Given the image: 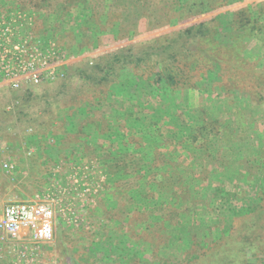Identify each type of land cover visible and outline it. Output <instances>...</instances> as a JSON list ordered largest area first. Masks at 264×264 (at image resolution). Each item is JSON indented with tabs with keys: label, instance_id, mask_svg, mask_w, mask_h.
Returning <instances> with one entry per match:
<instances>
[{
	"label": "trees",
	"instance_id": "16d2710c",
	"mask_svg": "<svg viewBox=\"0 0 264 264\" xmlns=\"http://www.w3.org/2000/svg\"><path fill=\"white\" fill-rule=\"evenodd\" d=\"M37 1L51 8L48 17L65 25L63 31L69 29L82 52L95 41L96 30L103 33L109 29L118 36L117 40H126L140 28L142 33H151L189 18L200 23L190 24L181 36L188 40L202 38L204 26L217 21L216 17L204 19L234 2ZM79 9L90 12V16L80 15ZM98 12L106 19L110 16L112 23L98 19ZM259 17H254L250 7H241L231 14L228 24V30L241 35L218 44L203 38L198 48L177 55L172 51V39L166 38L160 49L172 56L169 61L164 58L158 62L151 71L138 65L129 69L128 63L119 57L104 67L97 65L93 69L97 77L93 86L98 89L73 105L70 113L56 119L62 124L64 142L82 140L87 144L92 139L98 144L96 150L104 161L101 166L110 171L108 196L112 197L103 204V212L107 215L113 212L114 219L121 216L136 221L146 238L142 242L147 249L143 250L139 242L112 247L113 241H103L97 236L91 249L96 251L97 261L88 264H105L102 256L110 252L116 257L111 264H264V161L253 167L259 188L252 196L246 195L245 175L250 172L247 169L251 167L250 159L240 155L232 167L225 161L209 162L208 155H204L208 153V144L223 143L233 156L238 155L243 145H252L247 139L257 124L262 127L258 128L259 139H264V65L242 56L244 37L263 31ZM108 77L113 79L106 89L103 83ZM179 94V98L175 97ZM204 96L212 97L215 102L212 109H202L200 100ZM225 99H231L232 105L227 106ZM48 135L44 138L46 144L61 145V137ZM180 153L187 158L186 165L180 164ZM203 158L210 166L209 175L198 190L193 184L196 174L188 172L199 173ZM225 183L233 189H226ZM239 195L244 202H231ZM220 202L227 208L220 210ZM201 210H210L216 219L220 212L227 211L226 229L217 228L210 217H203ZM67 230L76 233L80 229ZM64 240L68 241V237ZM174 243L178 246V257L158 256L161 249L166 250Z\"/></svg>",
	"mask_w": 264,
	"mask_h": 264
},
{
	"label": "rangeland",
	"instance_id": "374dc122",
	"mask_svg": "<svg viewBox=\"0 0 264 264\" xmlns=\"http://www.w3.org/2000/svg\"><path fill=\"white\" fill-rule=\"evenodd\" d=\"M245 6L252 9L254 17L260 16L263 31L261 34L244 37L242 56L253 61L256 59V62L264 65V0H234L221 11L210 13L204 20L209 21L211 17H216L217 21L204 26L205 36L202 38L197 36L188 40L181 36L190 24L200 23L196 18H189L165 30L151 33H142L140 30L142 28H140L135 36L126 40H117L118 36L109 29L103 33L96 30L95 41L88 43L89 47L84 52L80 51L81 48L73 39L72 33L70 36L69 29L63 31V28H66L65 25L53 17H48L51 8L40 4V1L0 0V14L20 11L30 15L33 19L32 34L42 39H54L68 56L67 62L61 67L60 77L56 80L43 81L39 86L22 85L17 91L12 90L5 83H0V164L10 163L14 167L10 173H5L0 169V207L8 201H29L35 196L47 193L51 195L55 190L63 191V188L59 186L66 187L74 180L75 187L79 185L77 190H73L75 198L71 208L72 211H79L72 218L76 221L74 225L80 230L76 233L71 232L67 230L70 225L63 226L64 222L61 219L57 221L53 243L47 248V255H45L51 258L52 264H88L92 260L97 261L96 258L94 259L96 251L91 250L94 247L92 243L96 242L97 236L103 241H113L112 247L117 244L126 246L131 242H139L143 250L147 249L142 242L146 238L142 236L143 232H140L141 226L138 225L139 228L137 226L139 223L129 221L124 217L121 219V216L114 219L111 218L113 212L108 215L103 212L105 207L103 204H107L106 201L112 197L108 196L111 194L108 190L110 171L104 170L101 166L104 161L101 160V153L96 150L98 144L92 139L87 144L81 142L82 140L72 144L64 142L62 124L56 121L64 113H70L73 105L79 100L91 97L92 93L98 89L93 86V79L97 78L93 69L97 65L104 67L110 60L119 57L125 61L124 63H128L129 69L138 65L141 68L148 67L151 71V68L156 67L158 62L164 58L169 61V57L172 56L171 52L163 54L164 52L160 49L161 44H165L166 38L172 39V51H175L176 55L179 52L185 53L184 50L198 48L203 38L211 44H218L221 41L229 42L231 37L241 33L228 30L231 14ZM78 12L88 17L91 14L83 9H79ZM96 15L98 19L109 20L112 23L110 16L108 19L101 17V12ZM221 27L223 28L220 34L218 31ZM118 67L115 66V68ZM141 68L137 69V72L142 70ZM112 79L113 77H108L103 83V88L107 89ZM175 97L179 98L180 94ZM192 98V101H195V94ZM225 101L227 106L233 103L231 99H225ZM200 103L202 109L203 107L212 109L215 105L212 97L208 96L202 97ZM247 117H250V113L248 116L246 114V120ZM257 122L262 125L259 119ZM255 126L256 129L251 130L250 138L247 139L252 145L250 147L243 145L238 155L233 156L230 148L224 143L216 144L217 146L208 144L209 154H204L209 156H207L210 158L209 162L225 161V164L231 163L232 167L235 164V158L240 155L244 156V159H250L251 167L247 168L250 172H248L249 175H245L248 179L246 195L252 196L259 188L253 167L264 161V139H259L260 135H258V128L262 129V127L259 124ZM48 134L52 138L61 137L59 139L61 145L46 144L44 138L48 137ZM255 136L258 141L254 138ZM180 154L181 157L178 159L180 164L186 165L187 158H184L183 153ZM197 163L200 164V162ZM209 167L207 163H204L203 158L202 169L198 170L199 173L197 171L188 172L196 174L195 181L193 180L195 189L199 190L205 185L204 179L209 175ZM70 175L75 179H71ZM225 187L228 190L233 189L229 183H225ZM82 194L85 196L83 197ZM233 199L231 202L240 204L245 201L242 195L237 198L234 196ZM248 200L250 199L246 198V201ZM219 204L220 210L224 209L223 207L227 208L223 202ZM201 213L206 219L210 217L217 228L226 229L224 223L228 219L227 211L219 213L220 215L217 216L219 220L216 217L213 218L214 214L210 210H201ZM84 229H88V233ZM65 236L68 237V241L64 240ZM106 245L108 247V244ZM106 245L99 246L106 248ZM159 253L160 257L167 255L178 257V246L174 243L166 250L161 249ZM102 258L105 264L115 263L116 259L111 252L103 255Z\"/></svg>",
	"mask_w": 264,
	"mask_h": 264
},
{
	"label": "built area",
	"instance_id": "2783aa9c",
	"mask_svg": "<svg viewBox=\"0 0 264 264\" xmlns=\"http://www.w3.org/2000/svg\"><path fill=\"white\" fill-rule=\"evenodd\" d=\"M32 20L20 11L0 14V83L14 91L22 85L39 86L43 81L58 79L68 60L54 39L32 34ZM13 168L10 163L0 164L5 173ZM74 181L59 186L63 191L29 201H8L0 207V264H52L45 255L53 243L57 219L76 227L72 217L79 211H72L71 205L73 190L79 185L75 187Z\"/></svg>",
	"mask_w": 264,
	"mask_h": 264
}]
</instances>
